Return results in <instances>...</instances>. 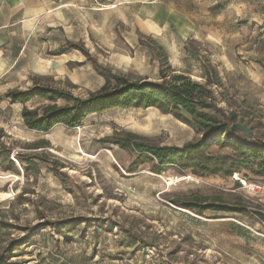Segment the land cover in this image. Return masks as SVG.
<instances>
[{"label":"rangeland","instance_id":"374dc122","mask_svg":"<svg viewBox=\"0 0 264 264\" xmlns=\"http://www.w3.org/2000/svg\"><path fill=\"white\" fill-rule=\"evenodd\" d=\"M10 5L0 9V245L14 246L5 264H264V223L253 213H264V177H201L177 165L157 175L154 160L118 145L199 139L186 123L154 108H113L42 133L20 112L49 101L6 98L37 84L84 99L105 75L159 83L163 69L209 90L263 143L264 0ZM207 153L235 150L217 142Z\"/></svg>","mask_w":264,"mask_h":264},{"label":"trees","instance_id":"16d2710c","mask_svg":"<svg viewBox=\"0 0 264 264\" xmlns=\"http://www.w3.org/2000/svg\"><path fill=\"white\" fill-rule=\"evenodd\" d=\"M160 76L161 81L155 83L133 81L124 75H105L101 88L84 99L57 88L37 84L26 91H8L6 98L11 104H25L34 97L49 101V104L41 108L23 107L20 112L22 122L28 130L42 133L51 131L57 125H62L66 129L78 128L88 116L108 109L154 108L186 123L195 132L200 133L201 137L181 146L151 147L129 139H125V146L117 143L121 148L133 151L137 158L144 157L145 161L154 160L152 173L160 175L167 166L177 165L181 170H191L192 174L201 177L215 175L231 177L243 169L250 170L254 176L264 177V142L253 141L250 136L241 134L242 131L233 129L235 125L233 118L224 115L216 107L211 92L203 86L191 82L189 78L180 74L168 78L163 69L160 70ZM207 98L210 99L209 102ZM58 100L64 101L65 104L61 106L55 104ZM217 142L220 146L230 144L235 154L207 153V150ZM9 162L11 163L10 160ZM58 176L64 177L61 174ZM253 213L264 223V213L260 211ZM61 224L44 222L41 226L56 228ZM23 230L27 233V229ZM13 253L12 240L4 246L0 245V264L12 259Z\"/></svg>","mask_w":264,"mask_h":264},{"label":"water","instance_id":"95a60500","mask_svg":"<svg viewBox=\"0 0 264 264\" xmlns=\"http://www.w3.org/2000/svg\"><path fill=\"white\" fill-rule=\"evenodd\" d=\"M232 128L233 129H238V130L242 131L243 134L245 136H247V137L250 136V130L246 126H244V125L235 124Z\"/></svg>","mask_w":264,"mask_h":264},{"label":"crops","instance_id":"0c3cea01","mask_svg":"<svg viewBox=\"0 0 264 264\" xmlns=\"http://www.w3.org/2000/svg\"><path fill=\"white\" fill-rule=\"evenodd\" d=\"M14 0H0V9H2L5 5H9V6H11L10 5V2L12 3ZM20 6H22L21 5V1H20ZM22 8H23V6H22ZM61 56H65V53L64 54H62ZM36 58V57H35ZM36 59H39V58H36ZM40 60H42V59H40ZM39 67H40V64H39Z\"/></svg>","mask_w":264,"mask_h":264},{"label":"bare ground","instance_id":"6f19581e","mask_svg":"<svg viewBox=\"0 0 264 264\" xmlns=\"http://www.w3.org/2000/svg\"><path fill=\"white\" fill-rule=\"evenodd\" d=\"M152 109V108H151ZM147 119V118H146Z\"/></svg>","mask_w":264,"mask_h":264}]
</instances>
